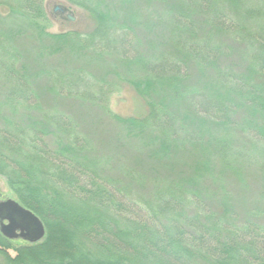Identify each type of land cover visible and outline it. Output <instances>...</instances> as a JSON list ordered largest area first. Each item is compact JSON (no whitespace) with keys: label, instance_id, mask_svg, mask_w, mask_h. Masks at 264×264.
Listing matches in <instances>:
<instances>
[{"label":"trees","instance_id":"obj_1","mask_svg":"<svg viewBox=\"0 0 264 264\" xmlns=\"http://www.w3.org/2000/svg\"><path fill=\"white\" fill-rule=\"evenodd\" d=\"M45 1L0 0L39 28L37 58L0 36V175L46 228L14 256L0 235V264H264V189L241 208L225 185L264 179V0H146L155 15L130 0H65L94 26L58 33L40 27ZM65 47L113 66L43 68ZM112 75L146 116L110 111ZM42 77L54 99L103 113L96 143L40 98Z\"/></svg>","mask_w":264,"mask_h":264},{"label":"rangeland","instance_id":"obj_2","mask_svg":"<svg viewBox=\"0 0 264 264\" xmlns=\"http://www.w3.org/2000/svg\"><path fill=\"white\" fill-rule=\"evenodd\" d=\"M108 4V7H111V9L115 10L120 8L119 5H121L119 4V1L116 0H109ZM127 4L130 5L131 8L137 9L141 15L146 14L147 8L151 10L154 15L156 14L154 13L155 10H152V8L147 5L146 0L145 2L144 0H130V2ZM116 5L117 9L114 7ZM45 6L50 21L48 24H45V28H43V25H40V27L46 32L58 33L69 29L86 32L91 30L94 26V19L86 10L72 5L65 0H46ZM156 6H158V4ZM56 8H59V10L55 11ZM64 8L67 11L62 13L61 9ZM118 12L120 11L118 10ZM254 21L259 22V19H255ZM38 29H36L34 24L28 19L18 14L12 13L6 5L0 6V36L4 33L10 32L11 35H9V38L11 39V42L21 45L27 53L33 54V56L36 58L37 56L35 55H38V52L36 51V34L38 33ZM109 61L112 63V60ZM103 65H106V67H102ZM112 66L113 65L109 64V62L98 61L96 63V56L86 57L74 55L73 51H68V49L65 47L63 50H61V53L52 56L48 63H45L43 68L47 67L63 73L80 67L81 69L90 71L94 76H96V71H106L110 69V67L112 68ZM111 80H113V83L115 82V86L108 99V107L110 111L113 114L120 115L122 117L146 116L148 113V107L145 100L129 84L119 81L115 75H112ZM47 82L48 80H46L44 77L41 78V81L37 82V89L40 91V98H42V100L47 104H52L54 101H56L58 107H60L61 110H64L67 115H72L74 118L81 121L83 124V129L87 130L90 134H95L94 136L96 143V119L99 117V115H103V113H101V111L96 108L95 104L90 102H83L81 100L74 99H54L51 93L47 91ZM105 126H111L112 128L116 129V127L108 121L105 122ZM103 128L104 125L102 124L98 126V130H102ZM99 133V139L106 136L108 137L109 135V132L108 134L107 132ZM107 141L105 140V142L102 143V145H105L103 149L106 150L108 148L113 150L115 148L114 145H111ZM99 146L100 145L98 143L97 148H99ZM139 150L140 149L138 147L137 151L139 152ZM117 152L119 153L120 151L117 150ZM133 154L134 152L126 153L128 158H135V155ZM118 163H120V160ZM262 177L263 176H261L259 173L257 174L256 172H247L245 180L246 184H244V182L237 181L233 176H229L226 179L227 182L225 185L230 187L229 189L232 191L238 205L241 208H250L257 203L258 193L264 189V179H262ZM0 198H11L17 200L16 195L8 186L5 178L2 175H0ZM23 244L24 243L19 240L13 241L8 248V252L14 256V249L16 247L23 246Z\"/></svg>","mask_w":264,"mask_h":264},{"label":"water","instance_id":"obj_3","mask_svg":"<svg viewBox=\"0 0 264 264\" xmlns=\"http://www.w3.org/2000/svg\"><path fill=\"white\" fill-rule=\"evenodd\" d=\"M65 10L61 9L62 12ZM0 220V231L8 238L21 237L31 243H38L46 236V228L40 217L15 199L0 201Z\"/></svg>","mask_w":264,"mask_h":264},{"label":"flooded vegetation","instance_id":"obj_4","mask_svg":"<svg viewBox=\"0 0 264 264\" xmlns=\"http://www.w3.org/2000/svg\"><path fill=\"white\" fill-rule=\"evenodd\" d=\"M57 9V8H56ZM55 9V11H58V9L56 10ZM67 10H65V12H66ZM65 12H62V13H65ZM5 200H7V199H4V198H0V201H5ZM4 223H7V221H4ZM2 224V221L0 220V225ZM0 235L9 243V245L13 242V241H17V240H19V241H22V243H24L23 244V246H26V245H31V244H34V243H31V242H29V241H27V240H25V239H23V238H21V237H18V238H8L7 236H5L1 231H0Z\"/></svg>","mask_w":264,"mask_h":264}]
</instances>
